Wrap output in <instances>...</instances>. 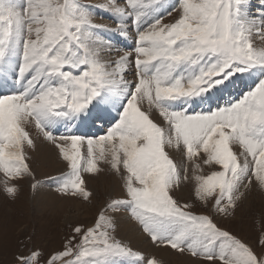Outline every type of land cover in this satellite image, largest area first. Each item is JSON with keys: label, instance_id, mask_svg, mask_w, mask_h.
Segmentation results:
<instances>
[{"label": "snow or ice", "instance_id": "6c2138e0", "mask_svg": "<svg viewBox=\"0 0 264 264\" xmlns=\"http://www.w3.org/2000/svg\"><path fill=\"white\" fill-rule=\"evenodd\" d=\"M98 12L116 27L95 23ZM254 38L264 41V0H0V170L35 180L25 153L33 124L70 166L58 193L88 200L83 173H99L101 162L123 179L120 196L43 264H157L117 239L122 212L158 247L264 264V251L174 198L188 169L166 151L181 149L196 172L198 158L219 166L194 175L196 197L219 214H233L253 180L264 188V47ZM88 123L110 126L58 134V125ZM6 191L17 189L6 182ZM40 260L33 252L17 264Z\"/></svg>", "mask_w": 264, "mask_h": 264}, {"label": "rangeland", "instance_id": "374dc122", "mask_svg": "<svg viewBox=\"0 0 264 264\" xmlns=\"http://www.w3.org/2000/svg\"><path fill=\"white\" fill-rule=\"evenodd\" d=\"M18 2H20V0H18ZM82 2L94 6L99 5L102 0H82ZM95 12L96 10L94 9V13ZM173 15L176 14L173 13ZM170 19L171 17H167L164 22L168 23ZM98 20H101V22L97 23ZM103 21L106 23L102 24ZM95 23L106 25L109 29L116 27L114 20L113 26L110 21L104 19L101 14L95 15ZM127 42L129 45H132L134 39H129ZM120 49L123 51L124 47H120ZM112 115L114 116L116 113L113 112ZM77 127L79 128L81 126L78 125ZM103 130L104 128L98 130L96 135H93L91 131H88L87 135H102L104 133ZM63 133H65V131L59 130L58 134ZM78 134L83 135L81 131H79ZM233 150L238 155L242 152V149L238 145H234ZM82 152L86 153V146L82 149ZM25 153L29 158L27 162L30 170L35 176V180L27 175L23 178L13 180L6 177L3 171L0 170V264H17V258L19 256H28L33 252L41 253L39 264H43V258L64 249L67 240L74 235L75 227L92 225L97 219L100 211L110 203L112 198L120 196L123 190L122 177L114 173L108 163L101 162L99 165L101 171L99 173L95 175L83 173L85 189L92 193V196L88 200H85L81 196L60 194L58 193L57 188L62 185L65 180L71 177V169L68 163L64 161L59 154L62 163L64 162L63 170H59L55 174L53 173V176L47 174L50 177L42 179L36 174V167H38V165L34 164V159L31 161V158L26 151ZM170 156L174 159L172 155ZM241 161H243L242 156ZM174 162L180 165L175 159ZM197 162L200 163L201 166L200 171L198 172H196L194 166L188 163L184 158V165L182 166H186L188 169V180L182 181L179 188L174 190V198L180 203L191 204L192 210L196 214L211 215L218 223V226L230 231L233 235L242 239L258 253L264 251V244H261V240H264V188H261L260 185L253 180V184L246 191L242 189V191H245V195L238 202L235 212L231 215L219 214L212 202L205 204L196 197V181L194 179V175H211L214 171L220 170L219 166L204 164L203 160L199 158L197 159ZM44 170L47 172L49 169L48 167H44ZM101 178L117 183L116 186H118V188H105V186H102L104 182H101L100 186H97L96 184L97 187L91 184V182L99 183ZM6 182L7 187H15L17 189L15 196H11L7 193ZM43 187L47 188L48 191L56 192L55 194L60 197L62 201H66V209L64 208L63 210L56 212L39 213L37 209L34 208L35 205L33 203V198L37 196L39 189H42ZM244 197L246 201L244 200ZM249 198L254 204L251 209H249ZM75 206L80 207L76 208ZM136 223L138 224V222ZM138 226L142 231V227L139 224ZM145 235L147 236V234ZM117 239H119L118 235ZM164 248L167 249V247ZM168 249L170 252H174L173 255L176 257L175 259L166 261L157 256H146L149 258H155L157 264H190L189 261H185L187 260L186 258L193 260L192 262H195L196 264H218V261L208 262L202 258L193 257L187 251L180 253L170 248ZM174 260L175 262H173ZM132 261L135 264L134 258H132Z\"/></svg>", "mask_w": 264, "mask_h": 264}, {"label": "bare ground", "instance_id": "6f19581e", "mask_svg": "<svg viewBox=\"0 0 264 264\" xmlns=\"http://www.w3.org/2000/svg\"><path fill=\"white\" fill-rule=\"evenodd\" d=\"M100 22L101 20L97 21V23H100ZM105 23L106 22L103 21L102 24H105ZM254 46L258 48L264 47V41H261L259 38H254ZM91 126L93 125L91 124ZM94 126L98 127L99 124H96ZM26 129L29 131L30 135L32 136V139L34 141V147L26 146L25 151L29 154L31 161L32 159H34L35 161L34 164L38 165V167H36L37 168L36 174L38 175V177H41L42 179H44V178L53 176L59 170L62 171L64 162L62 163L58 149L51 142L47 141L42 135L38 134L33 124H28L26 126ZM85 130L86 128L83 129V131ZM167 151L170 155L174 157L175 160H177V162L180 165H184V157L181 155V149H178L175 145H172L167 148ZM44 167H48L49 170L45 172ZM47 174L50 176H48ZM101 182H104L102 186H105V188H110V187H115L114 189L118 188V186H116L117 183L113 181H108L102 178L99 183L91 182V184H93V186H96V184L97 186H100ZM55 193L56 192L48 191L47 188L45 187H43L42 189H39L37 196L33 198V203L35 205L34 208L37 209V211L41 214L45 212L61 211L64 208L66 209V205H65L66 201H62L61 198L58 197ZM244 200H245V197H244ZM248 203L250 204V205L248 204L250 207L249 209H251L252 206H254V204L252 203V200L251 199L248 200ZM75 207L79 208L80 206L79 207L75 206ZM119 215L121 217V221H120L118 231L116 233L119 239H123L124 242L132 246L135 251H140L145 256L146 255L157 256L166 261L176 258L173 255L174 252L173 253L172 251L170 252L168 248L166 249L164 247H158V246L153 245L148 239V237L141 231L138 224L130 217V215L127 212H122ZM186 259L187 260L185 261L187 262L189 261L190 264H196L195 262H192L193 260L189 258H186ZM129 260H131V264H134L132 261V258H130ZM173 262H175V260Z\"/></svg>", "mask_w": 264, "mask_h": 264}]
</instances>
